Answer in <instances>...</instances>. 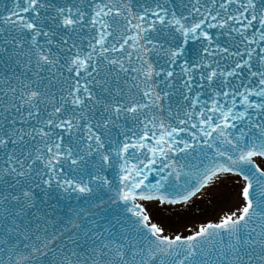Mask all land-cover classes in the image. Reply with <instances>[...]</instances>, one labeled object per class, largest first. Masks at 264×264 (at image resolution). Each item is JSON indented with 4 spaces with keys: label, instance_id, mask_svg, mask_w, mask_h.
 Instances as JSON below:
<instances>
[{
    "label": "snow or ice",
    "instance_id": "1",
    "mask_svg": "<svg viewBox=\"0 0 264 264\" xmlns=\"http://www.w3.org/2000/svg\"><path fill=\"white\" fill-rule=\"evenodd\" d=\"M0 264H264V0H0Z\"/></svg>",
    "mask_w": 264,
    "mask_h": 264
},
{
    "label": "rangeland",
    "instance_id": "2",
    "mask_svg": "<svg viewBox=\"0 0 264 264\" xmlns=\"http://www.w3.org/2000/svg\"><path fill=\"white\" fill-rule=\"evenodd\" d=\"M206 207V204L204 203H201L199 204L198 208L197 209H194V212H193V218H192V222L194 223L196 220L202 218L199 216V209L201 208H205Z\"/></svg>",
    "mask_w": 264,
    "mask_h": 264
}]
</instances>
